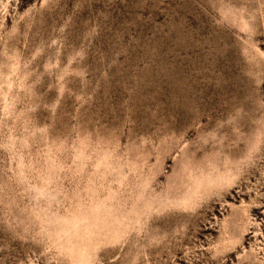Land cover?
I'll use <instances>...</instances> for the list:
<instances>
[{"label": "rangeland", "instance_id": "374dc122", "mask_svg": "<svg viewBox=\"0 0 264 264\" xmlns=\"http://www.w3.org/2000/svg\"><path fill=\"white\" fill-rule=\"evenodd\" d=\"M0 264H264V0H0Z\"/></svg>", "mask_w": 264, "mask_h": 264}, {"label": "bare ground", "instance_id": "6f19581e", "mask_svg": "<svg viewBox=\"0 0 264 264\" xmlns=\"http://www.w3.org/2000/svg\"><path fill=\"white\" fill-rule=\"evenodd\" d=\"M255 128H256V127H255ZM256 129H257V128H256ZM253 130H254V129H253ZM254 131L256 132V131H258V129H257V130H254ZM255 132H253V133H255Z\"/></svg>", "mask_w": 264, "mask_h": 264}]
</instances>
